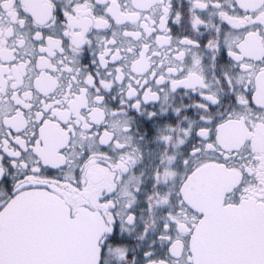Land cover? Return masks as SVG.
<instances>
[{
	"label": "snow or ice",
	"instance_id": "obj_1",
	"mask_svg": "<svg viewBox=\"0 0 264 264\" xmlns=\"http://www.w3.org/2000/svg\"><path fill=\"white\" fill-rule=\"evenodd\" d=\"M0 264H264V0H0Z\"/></svg>",
	"mask_w": 264,
	"mask_h": 264
}]
</instances>
